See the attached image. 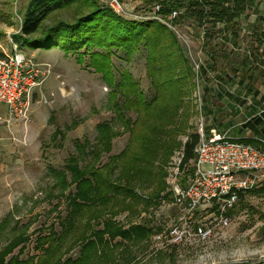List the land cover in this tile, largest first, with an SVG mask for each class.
<instances>
[{"label": "rangeland", "instance_id": "rangeland-1", "mask_svg": "<svg viewBox=\"0 0 264 264\" xmlns=\"http://www.w3.org/2000/svg\"><path fill=\"white\" fill-rule=\"evenodd\" d=\"M29 1L0 0V55H8L12 43L19 48L15 37L19 36ZM120 1L126 14L125 20L142 17V21H150V12L147 7L143 8L140 1ZM243 1L245 11L232 27L219 24L199 27L193 21L171 25L195 73L193 81L196 87L191 100L197 113L190 119L194 132H197L201 122L207 128L223 129L220 130L222 133L227 130L228 124L237 128L247 117L246 107L252 100L248 92L257 93V98L264 95V0ZM97 2L101 7H109V0ZM74 9H66L54 20H71L76 11ZM51 23L48 21L46 26ZM104 51L93 45L76 51L59 47L23 49L33 62L49 64L50 76L33 91L26 124L23 126V122H17L12 130L17 136L23 128L30 129L35 134L31 146L22 148L10 144L7 131L0 129V137L3 138L0 149V250L13 237L25 234L29 241L20 259L26 260L40 253L35 249L37 231L44 230L45 235L53 225L54 231L60 233L57 219L65 216V202L54 198L58 196V190L52 187L55 181L50 170H63L66 159L74 152L75 143L87 140L93 144L97 125L113 117L110 110L111 88L89 64L91 53ZM112 52L115 54L112 57L115 70L128 72L145 96L151 97L145 76V52L141 50L129 59L120 51L115 53L116 50L112 49ZM129 118L133 120V115ZM127 140V134L115 139L111 154L116 155L123 150ZM181 155L182 149H174L168 159L165 189L160 194L158 206L153 205L139 216H133V223L152 218L155 227L153 236L177 224L183 216V212L174 205L172 187L175 182L185 185L192 164L181 168V162H178ZM260 181L264 178H259L257 186ZM151 190L150 187L140 192L148 194ZM57 201L58 209L53 210ZM140 211L142 204L138 206L137 213ZM206 217L208 214L205 211L196 214L194 219ZM228 217V227L215 239L205 243L187 241L178 247L155 251L151 249L152 236L149 243L134 246L132 253L119 258L117 264H127L130 256L132 260L129 264H215L243 257L240 263L263 256L264 197L245 194L229 211ZM117 221L127 225L126 214L117 217ZM69 242H65L64 248ZM76 256L77 249L68 255L71 258Z\"/></svg>", "mask_w": 264, "mask_h": 264}, {"label": "trees", "instance_id": "trees-1", "mask_svg": "<svg viewBox=\"0 0 264 264\" xmlns=\"http://www.w3.org/2000/svg\"><path fill=\"white\" fill-rule=\"evenodd\" d=\"M137 1L148 12L159 6L161 21H127L109 7H101L97 0L29 1L19 36L15 37L19 49L59 47L76 51L92 45L104 49L103 53H91L89 64L111 88L113 117L97 125L93 144L87 140L75 143L63 170H50L55 181L52 187L58 190L54 198L65 202V216L57 219L60 233L54 231L53 225L45 235L44 230L37 231L35 249L40 253L26 260L20 258L28 236L13 237L0 250V264L119 263V258L130 255L134 246L149 243L154 234L152 218L139 223H133L132 219L143 210L158 206L165 189V168L173 150L182 149L181 168L194 162V149L200 140L190 123L197 113L191 100L196 87L195 73L174 31L166 23L176 26L193 21L199 27L205 24L232 27L245 11L244 1ZM69 8L76 10L71 20H54ZM173 11L179 14L169 19ZM48 21L52 23L46 26ZM112 49L115 53L122 52L127 59L141 50L145 52V76L151 97L145 96L128 72L115 70ZM129 115H133V120ZM123 134L128 135L126 146L112 155L113 141ZM242 142L264 150L255 139ZM150 187V193L140 192ZM244 193L264 196V184ZM239 198H243L242 193ZM58 204L57 201L53 210L58 209ZM141 204L142 211L137 213ZM123 214L127 225L117 221ZM75 249L77 256L68 257ZM15 250H18L16 254Z\"/></svg>", "mask_w": 264, "mask_h": 264}, {"label": "built area", "instance_id": "built-area-1", "mask_svg": "<svg viewBox=\"0 0 264 264\" xmlns=\"http://www.w3.org/2000/svg\"><path fill=\"white\" fill-rule=\"evenodd\" d=\"M108 6L117 15L126 16L120 0H109ZM159 8H152L150 20L161 21ZM178 14L173 11L169 19ZM166 25L174 30L170 24ZM49 76V64L33 62L12 43L11 52L0 57V106L6 108V116L0 114V125L23 122L24 126L32 93ZM197 133L200 140L194 149L192 173L185 185L175 182L172 187L174 205L183 216L177 224L152 237V250L163 251L187 241L205 243L217 238L228 227V213L238 202L239 194L256 187L260 173L264 172V150L261 148L236 140L215 128L207 129L203 122ZM205 211L208 217L194 219L196 214Z\"/></svg>", "mask_w": 264, "mask_h": 264}, {"label": "crops", "instance_id": "crops-1", "mask_svg": "<svg viewBox=\"0 0 264 264\" xmlns=\"http://www.w3.org/2000/svg\"><path fill=\"white\" fill-rule=\"evenodd\" d=\"M252 97V100H249V104L247 105L246 113L247 117L245 116V120L238 125L237 128L234 126H230L228 124V128L224 133H227L229 136L236 140H249V139H255L261 146H264V95L259 96L257 98V93L255 95L250 94L248 92V96ZM0 114L1 116L5 117L6 116V108L4 106H0ZM17 125L13 124L10 126H6L4 124L0 125V129H4L7 131L9 135V142L12 145L18 146L25 148L27 146H31L35 134L31 133V130L29 131L26 128H23L22 133L20 135L15 136L14 133L12 132L13 129H15ZM224 128V127H222ZM217 130V129H216ZM223 130L221 128H218L217 131ZM3 138L0 137V149L1 146H3ZM29 148V147H28ZM5 149H9L6 147ZM264 178V172L260 173V179ZM264 184V181H260L259 185L256 186V188L261 187ZM243 197L246 193H242ZM249 195V194H247ZM258 196V195H256ZM259 197H264V196H259ZM183 245V244H181ZM180 246V245H178ZM176 246V247H178ZM215 264H234L233 261H228V262H222V263H215ZM239 264H264V255L260 256L257 260H243Z\"/></svg>", "mask_w": 264, "mask_h": 264}, {"label": "clouds", "instance_id": "clouds-1", "mask_svg": "<svg viewBox=\"0 0 264 264\" xmlns=\"http://www.w3.org/2000/svg\"><path fill=\"white\" fill-rule=\"evenodd\" d=\"M243 257L240 258H233L234 264H239V260L242 259Z\"/></svg>", "mask_w": 264, "mask_h": 264}]
</instances>
